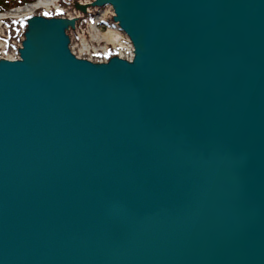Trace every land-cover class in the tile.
Instances as JSON below:
<instances>
[{"label":"water","instance_id":"95a60500","mask_svg":"<svg viewBox=\"0 0 264 264\" xmlns=\"http://www.w3.org/2000/svg\"><path fill=\"white\" fill-rule=\"evenodd\" d=\"M67 3L0 53V264H264V0Z\"/></svg>","mask_w":264,"mask_h":264},{"label":"rangeland","instance_id":"374dc122","mask_svg":"<svg viewBox=\"0 0 264 264\" xmlns=\"http://www.w3.org/2000/svg\"><path fill=\"white\" fill-rule=\"evenodd\" d=\"M40 12H58L64 13L69 11L67 0H60V2L49 9H40ZM103 19L101 21H95L96 15H102ZM21 26V20L11 19V20H4L0 24V53L9 54L13 50V43L16 40L18 35L19 29ZM93 28L99 29L101 32L108 31L109 34L115 33L118 35L119 44L118 42L112 44L111 42H106L103 40L98 41L93 36ZM83 41H88L89 43L97 46L95 49H89V53L84 54H91V55H98L102 53L101 45H106L110 50L120 49L121 46L126 44L124 34L114 25L111 23L108 17V11L104 8L98 9L95 14L88 16L83 20L77 33L74 35V43L76 46L82 45ZM107 43V44H106Z\"/></svg>","mask_w":264,"mask_h":264},{"label":"bare ground","instance_id":"6f19581e","mask_svg":"<svg viewBox=\"0 0 264 264\" xmlns=\"http://www.w3.org/2000/svg\"><path fill=\"white\" fill-rule=\"evenodd\" d=\"M59 2L60 0H35L31 3L25 4L23 6H19L15 8L14 10H10L7 12H1L0 13V24L4 20H11V19L22 20L24 17L30 14H33L39 11L40 9L52 8L56 6ZM102 19H103V14L95 16V21H101ZM92 30H93V36L95 37V39H98V41L106 40L107 43L111 42L112 44H114L118 42L119 44H121V42H119L118 35L115 33L109 34L108 31L101 32L97 28H93ZM96 47L97 46L89 43L88 41H83L82 45H78L75 48H76V51H78L79 53H83V52L89 53V49H94ZM100 47L103 50H106V48H108L105 44L101 45Z\"/></svg>","mask_w":264,"mask_h":264},{"label":"trees","instance_id":"16d2710c","mask_svg":"<svg viewBox=\"0 0 264 264\" xmlns=\"http://www.w3.org/2000/svg\"><path fill=\"white\" fill-rule=\"evenodd\" d=\"M25 1H32V0H0V10H4L10 6L25 2Z\"/></svg>","mask_w":264,"mask_h":264}]
</instances>
